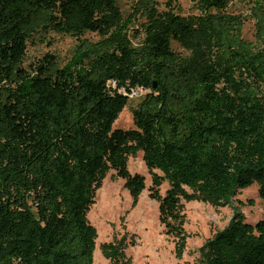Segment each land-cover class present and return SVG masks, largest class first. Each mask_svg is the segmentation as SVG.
Instances as JSON below:
<instances>
[{
	"label": "trees",
	"instance_id": "obj_1",
	"mask_svg": "<svg viewBox=\"0 0 264 264\" xmlns=\"http://www.w3.org/2000/svg\"><path fill=\"white\" fill-rule=\"evenodd\" d=\"M191 1L198 13L181 16L175 0L164 11L132 0L123 18L117 0H0V264H92L86 214L110 172L137 203L145 178L127 161L138 153L178 257L182 201L225 207L255 183L264 200V6L251 10V43L228 0ZM51 32L76 38L70 59L23 68L28 43ZM136 88L134 129H114ZM102 249L129 264L119 246ZM198 253L197 264H264V220L234 212Z\"/></svg>",
	"mask_w": 264,
	"mask_h": 264
},
{
	"label": "rangeland",
	"instance_id": "obj_2",
	"mask_svg": "<svg viewBox=\"0 0 264 264\" xmlns=\"http://www.w3.org/2000/svg\"><path fill=\"white\" fill-rule=\"evenodd\" d=\"M172 1L157 0L159 10H166L167 4ZM256 1L258 0H228L227 13L244 18L242 39L251 43L256 42L255 20L251 16ZM259 1L264 6V0ZM175 3L176 11L181 16L198 13L191 0H175ZM117 5L123 18H126L131 11L132 0H117ZM83 38L91 42L99 40L94 33H87ZM76 43L73 36L53 32L36 38L27 45L22 67L29 70L44 55L50 54L57 58V68H62L72 56ZM172 47L176 52L185 54L176 44L173 43ZM140 100L141 98L128 99L127 105L113 124L114 129H134L131 110ZM127 169L131 174L144 176L145 190L134 205L124 188L123 180L117 178L114 172H110L103 180L101 188L96 192L95 203L86 214L87 222L97 231L92 264H114L103 254L102 248L107 244L119 246L124 260L129 264H197L199 249L217 232L228 226L234 212L242 214L245 221L251 224L264 220V200L258 196L256 183L239 191L230 205L225 207L216 208L202 202L182 201L186 245L184 252L178 257L175 238L167 235L159 222L158 202L149 197L151 176L141 153L128 158ZM167 187L166 182L160 186L162 196Z\"/></svg>",
	"mask_w": 264,
	"mask_h": 264
},
{
	"label": "built area",
	"instance_id": "obj_3",
	"mask_svg": "<svg viewBox=\"0 0 264 264\" xmlns=\"http://www.w3.org/2000/svg\"><path fill=\"white\" fill-rule=\"evenodd\" d=\"M144 94L145 91L142 88H136L128 94V99L130 100L140 99L143 97Z\"/></svg>",
	"mask_w": 264,
	"mask_h": 264
}]
</instances>
